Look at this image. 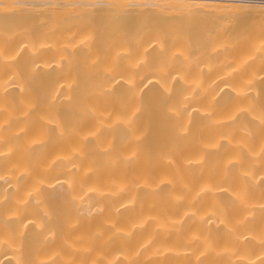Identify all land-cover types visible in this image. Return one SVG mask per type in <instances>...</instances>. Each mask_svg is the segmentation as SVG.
<instances>
[{
  "label": "bare ground",
  "instance_id": "obj_1",
  "mask_svg": "<svg viewBox=\"0 0 264 264\" xmlns=\"http://www.w3.org/2000/svg\"><path fill=\"white\" fill-rule=\"evenodd\" d=\"M0 264H264V0H0Z\"/></svg>",
  "mask_w": 264,
  "mask_h": 264
}]
</instances>
